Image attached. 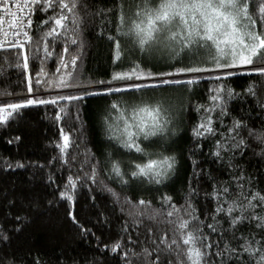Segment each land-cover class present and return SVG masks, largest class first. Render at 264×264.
Here are the masks:
<instances>
[{
    "label": "trees",
    "instance_id": "trees-1",
    "mask_svg": "<svg viewBox=\"0 0 264 264\" xmlns=\"http://www.w3.org/2000/svg\"><path fill=\"white\" fill-rule=\"evenodd\" d=\"M260 3L249 5L256 16ZM143 6L80 0L76 25L58 0L55 7L41 0L31 40L0 49V106L56 101L0 123V264H191L189 232L204 238L197 247L211 245L203 264L260 262L264 224L255 217H264V202L252 197L264 196V74L254 70L261 65L158 57L130 31ZM61 13L67 28L47 36ZM191 67L206 70L180 71ZM134 68L131 79H113ZM116 88L125 90L109 91ZM73 96L81 99H61ZM148 105L163 107L167 130L136 137L137 152L125 146L124 128ZM165 157L174 161L166 175H132Z\"/></svg>",
    "mask_w": 264,
    "mask_h": 264
},
{
    "label": "snow or ice",
    "instance_id": "snow-or-ice-1",
    "mask_svg": "<svg viewBox=\"0 0 264 264\" xmlns=\"http://www.w3.org/2000/svg\"><path fill=\"white\" fill-rule=\"evenodd\" d=\"M48 7L57 6V0H44ZM80 0H58V6L61 9L67 10L69 13H73L72 23L78 25L79 18L76 14L77 5ZM251 0H156L155 6H152V0H141V4L144 5L140 8L139 12L134 13L138 22H133L130 31L134 32L138 38L139 45L142 49L150 50L154 47L171 48L173 45L179 44L181 49H188L192 51L194 49L212 47L218 51L219 58L213 57L216 66L219 68H231L237 65H253L260 64L258 69H254L261 74H264V0L256 5L259 16H256L254 12H250L249 5ZM0 4L4 6V9L8 11V15L11 18V24L9 27H18L21 23V18L17 12H11L8 9L6 0H0ZM41 4V0H24L23 4L17 3L15 6L18 12H29L32 5ZM119 8V4H118ZM120 20L123 23L122 9ZM69 20L67 15L63 13L59 14L54 19V27L47 33V36H59L61 33L58 29H66V21ZM257 20L261 21L258 25ZM5 20L0 17V30H2ZM30 24V19L28 20ZM19 35V32L14 33ZM5 38L8 36V32H4ZM24 36L28 37L27 32H24ZM72 43H76L75 40ZM4 47V42H0V49ZM11 47L23 48L22 43H12ZM116 59H120L121 51L120 45H116ZM67 51V49H65ZM27 56H25L24 67H27ZM221 59L224 60L221 63ZM75 63V60H73ZM206 69L199 67H191L188 69H181L180 71L201 72ZM233 73H229L232 75ZM136 75V69L134 68L131 75L127 73H117L113 76L114 80L131 79ZM139 78V77H137ZM195 81L188 80L186 83L192 84ZM39 83V81H37ZM162 83H185V81H162ZM68 87V84H63ZM133 88H142L145 85H132ZM29 91H31V80H29ZM125 89L116 88L110 89V92H120ZM251 91V89H250ZM219 97H213L218 99ZM65 100H78L81 97H61ZM53 103L56 101L47 100H35L29 99L26 103H12L4 106H0V123H6L14 113L19 109L36 104ZM115 108L116 105H113ZM63 111V110H62ZM136 122L134 124H127L124 128V132L127 135V141L125 146L129 149H135L137 152H143V149L138 143H136V137L143 136L144 139L162 135L167 129L166 125L168 119L165 115V110L161 105H148L140 107L134 112ZM135 127L136 131L131 129ZM239 127V124H237ZM200 128H204L206 131L211 132L212 129L207 125L201 124ZM200 133L197 132V135ZM63 147L68 146L69 137L64 136ZM174 161L171 158L165 157L160 160H150L143 166L137 165L138 172L132 173V175L148 176L153 175L155 177H161L167 174L168 170L172 169ZM118 171V169H117ZM225 191H227L225 189ZM253 200H259L264 202V196L259 193L252 197ZM141 204L144 202L141 201ZM249 207H255L249 201ZM222 209H218L220 211ZM232 208L228 209L231 213ZM169 216L172 213H168ZM264 224V217H255ZM243 219V217H241ZM239 222L233 220V223ZM188 222H182L180 224L181 229H186ZM198 238L193 233H187L183 239V244L189 245L186 250L187 260L191 264H203L204 257L209 253L206 249L210 248V244H204L202 247H197ZM175 243V241H173ZM118 247V246H117ZM171 248V245H169ZM116 250L115 248L113 249ZM245 251L254 254L259 249H252L250 247L245 248ZM183 264V262H180ZM258 264H264V254L261 255L260 262Z\"/></svg>",
    "mask_w": 264,
    "mask_h": 264
},
{
    "label": "built area",
    "instance_id": "built-area-1",
    "mask_svg": "<svg viewBox=\"0 0 264 264\" xmlns=\"http://www.w3.org/2000/svg\"><path fill=\"white\" fill-rule=\"evenodd\" d=\"M6 3L8 4V9L11 12H17V14L21 18V23L18 27L12 28L9 27L11 24V18L8 15V11L4 9V6L0 4V17H3L5 20V23L3 25L2 30H0V42H4V47H11L12 43H22L25 44L29 41L24 36V32H27L28 37H31L32 35V27H33V16L35 13V5L31 6L30 13L29 12H18L16 8V4L20 3L23 4L24 0H6ZM30 19L31 23H28V20ZM8 32L7 38L4 36V32ZM19 32L20 34L17 36L14 33Z\"/></svg>",
    "mask_w": 264,
    "mask_h": 264
},
{
    "label": "rangeland",
    "instance_id": "rangeland-1",
    "mask_svg": "<svg viewBox=\"0 0 264 264\" xmlns=\"http://www.w3.org/2000/svg\"><path fill=\"white\" fill-rule=\"evenodd\" d=\"M148 51L154 52L155 54L159 55L158 57L169 56L173 59H176V61L182 63H185L187 60L189 62H192V66H197L204 61L214 62L213 57L219 58L218 51L215 49L214 46L189 51L188 49H181V46L179 44H176L173 45L171 48L154 47L153 49H150ZM220 62L223 63L224 60L221 59Z\"/></svg>",
    "mask_w": 264,
    "mask_h": 264
}]
</instances>
